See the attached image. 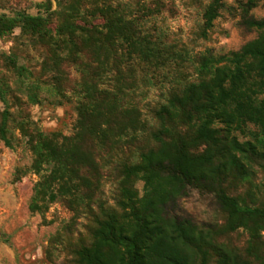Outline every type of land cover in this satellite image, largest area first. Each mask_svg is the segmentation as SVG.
I'll return each instance as SVG.
<instances>
[{"label": "trees", "instance_id": "obj_1", "mask_svg": "<svg viewBox=\"0 0 264 264\" xmlns=\"http://www.w3.org/2000/svg\"><path fill=\"white\" fill-rule=\"evenodd\" d=\"M148 2L135 0L131 9L115 0H46L37 5L45 17L0 15V38L19 29L48 49L49 70L58 74L71 63L81 76L72 136L20 129L32 168L53 165L34 200L54 188L52 199L76 212V220L87 217L88 240L71 250L73 264H264V179L257 183L264 175V19L249 16L264 0L240 4L254 40L227 56L198 58V82L167 92L143 113L126 101L137 69L165 67L171 57V48L142 25L145 14L169 11L167 5ZM222 8L223 0L207 7L203 38ZM107 82L111 88H104ZM4 96L0 82L6 105ZM9 118L0 110L6 148ZM104 180L115 184L112 205L104 198ZM192 190L209 197L221 219L197 223L182 215L179 204ZM48 261L67 264L57 263L51 251Z\"/></svg>", "mask_w": 264, "mask_h": 264}, {"label": "rangeland", "instance_id": "obj_2", "mask_svg": "<svg viewBox=\"0 0 264 264\" xmlns=\"http://www.w3.org/2000/svg\"><path fill=\"white\" fill-rule=\"evenodd\" d=\"M45 1L0 0V15L12 18L16 13H25L45 17L43 9L37 8ZM96 1L100 0H84L86 4ZM115 1L126 3L131 9L135 2ZM162 1L169 11L164 9L151 16L145 14L142 25L171 48V57L167 58L165 67L141 65L137 69L134 89L127 93L126 101L138 106L143 113L145 105L162 103L167 92L198 82V58L207 53L216 58L230 55L257 37L256 32L242 23L240 4L247 0H223L219 17L205 38L202 37L203 15L212 0ZM52 4V11H55L53 1ZM249 16L255 20L264 19L262 4L258 3ZM51 21L54 30L58 20L54 17ZM20 34L16 29L0 38V82L6 100V105L0 100V110L6 109L10 116L7 130L11 144V148H6L0 143V264H50L49 251L57 263L73 264L70 252L79 241L88 240L85 227H89V222L83 215L76 220V212L62 204L59 198L52 199L54 188L34 200L36 185L50 175L53 165H43L39 171L32 168L34 156L20 129L27 127L28 132L72 136L78 119L76 106L80 96L76 91L79 90L80 71L71 63L62 64L58 74L49 70L52 63L48 49ZM110 77L112 80L111 74ZM111 87V83L104 86ZM263 179L264 175L259 174L257 183ZM114 185L111 180L103 181L104 198L110 205ZM135 189L141 194L142 184L135 183ZM179 212L197 223L221 219L218 206L194 190L180 202ZM67 225L71 226L68 232ZM262 236L264 239V233ZM245 239V235L239 238V245ZM63 244L68 251L61 250Z\"/></svg>", "mask_w": 264, "mask_h": 264}]
</instances>
